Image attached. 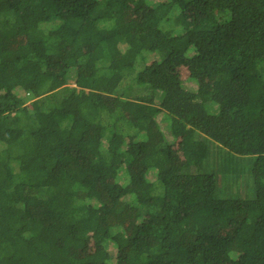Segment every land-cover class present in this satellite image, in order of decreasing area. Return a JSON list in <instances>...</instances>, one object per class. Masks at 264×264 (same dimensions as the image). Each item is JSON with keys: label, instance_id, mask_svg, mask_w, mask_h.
<instances>
[{"label": "trees", "instance_id": "1", "mask_svg": "<svg viewBox=\"0 0 264 264\" xmlns=\"http://www.w3.org/2000/svg\"><path fill=\"white\" fill-rule=\"evenodd\" d=\"M0 264H264V0H0Z\"/></svg>", "mask_w": 264, "mask_h": 264}, {"label": "rangeland", "instance_id": "2", "mask_svg": "<svg viewBox=\"0 0 264 264\" xmlns=\"http://www.w3.org/2000/svg\"><path fill=\"white\" fill-rule=\"evenodd\" d=\"M145 11H146V9H145ZM189 14H191L192 17H196L197 16V12L194 11V10H191L189 12ZM150 60L151 59L149 58L148 61H150ZM69 84H72V83L69 81ZM171 145H172V148L174 149V154H175L176 157H180V155L181 156L183 155V153L179 151L177 143H173Z\"/></svg>", "mask_w": 264, "mask_h": 264}]
</instances>
